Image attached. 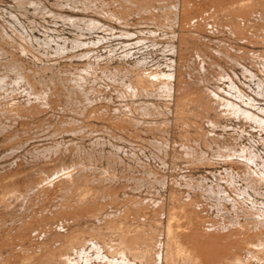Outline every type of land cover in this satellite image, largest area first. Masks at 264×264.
<instances>
[{
	"label": "rangeland",
	"instance_id": "1",
	"mask_svg": "<svg viewBox=\"0 0 264 264\" xmlns=\"http://www.w3.org/2000/svg\"><path fill=\"white\" fill-rule=\"evenodd\" d=\"M263 12L264 0H0V231L24 234L0 257L183 264L169 215L188 201L219 227L264 230ZM61 178L69 197L26 207L30 180ZM72 194L110 214L51 217ZM137 232L150 241L135 253L124 240ZM253 243L248 263L264 264Z\"/></svg>",
	"mask_w": 264,
	"mask_h": 264
},
{
	"label": "bare ground",
	"instance_id": "2",
	"mask_svg": "<svg viewBox=\"0 0 264 264\" xmlns=\"http://www.w3.org/2000/svg\"><path fill=\"white\" fill-rule=\"evenodd\" d=\"M258 20L264 26V12H263V14L258 16ZM194 96H192V97H194ZM248 178L254 180V176L252 177L251 174L248 175ZM256 180H257V178H256ZM34 183H35L34 180H30V182L28 183V186L31 187V189H33V190L29 196L27 195L29 197V199L26 202V205H28L26 207H29L31 202H33V201H40L45 196L46 193L48 194L52 191H56V190H59V191L62 190L63 191L64 190L62 197H64V196L69 197L70 196V194L66 192V189L64 187L65 182H64V180H62V178L57 180L56 182H52L54 184L53 185L51 184L52 185L51 187H46V188L42 187V189L35 187ZM49 184H50V182H49ZM22 185L23 184L19 183L18 181L13 183L12 187L14 189H12L10 197H14V200L12 198H8V200L10 202H12V203L16 202L17 199H16L15 195L18 194V191L20 192V190L23 189ZM2 189H3V186L0 185V196L5 193L2 191ZM75 195L72 194L71 195L72 198L68 199V201L70 200L69 203H67L66 205L63 204L64 205L63 207H58V208H55V209L49 210V211L48 210H38L33 214L32 218H40L44 213H46L48 211L50 213L51 217L60 218V219H64L67 221L70 219L69 221H71L72 219H75L79 216L84 215V212H83L81 206L82 205H89V204H93V205L97 206L96 210L93 209L92 213H98V215H99L98 217H100V218H107V215L110 214V213L104 214L105 213L104 212V207H105L104 199H102V198L98 199L94 203L87 200V201H84L80 206H78L80 202L76 199ZM22 196H23V194H22ZM96 196L99 197V196H101V194L98 192V193H96ZM115 197H116V195L113 194V196L111 197V200L115 201L116 200ZM127 200H130V198L125 197L123 199V201H127ZM131 201L133 203H137V201H133V198H132V200H130V202ZM60 202H61V198L59 200V204H60ZM188 205H189L188 207L187 206L183 207L182 210L180 208V211H177V212L172 211V214L170 213L171 215H169V216H171L170 217L171 222L173 220L176 221V223H175L176 226L173 227L174 231H172L173 234H171L172 235L171 245H170L172 247V249H171L172 251L170 252L171 253L170 260H172L171 262L176 261L177 256H181L183 264H235V259L237 257L241 256L244 259L245 264H249L248 260H250V257H256L259 255V251L256 248L255 249L257 251L256 250L254 251L250 247L255 245L253 243L254 240L264 241V230H262L260 227H258V228H244L241 233H238V231L235 229L231 230L230 228H227V227H225V228L219 227L216 224L212 223V221H210L211 218L204 216L202 214V212L200 211V209H198L197 207H194L192 205L191 201H188ZM6 210H8V209H6ZM23 214H25V213L23 212ZM0 219H2V217H0ZM170 221H169V224L171 223ZM8 224H10V223H7L6 225H8ZM2 229H4V228H2ZM41 229H42V227H41ZM24 233H26V232H24ZM23 235L21 234V235L15 236L14 234H12V232L8 233V231H6V230L0 231V247L5 246L7 239H12V240L16 241V240L23 239L24 238ZM148 240L149 239H147L141 232H137V233H134V235H132L129 238L125 237L124 243L126 244V247L129 249V251L135 252L139 247H141L140 245L143 246L144 244H147L150 241V240L149 241ZM58 241H59V238H58ZM169 241H170V239H169ZM151 243L153 244V242H151ZM52 249H53V247H52ZM59 249L60 248H58V250ZM58 252L56 251V253H58ZM59 253H61V252H59ZM42 255H43V253H39L36 256H33L32 254H29V252L14 251L7 256H4V257L1 256L0 257V264H46V263L54 264V263H56V261L54 259H53L54 261L51 259L49 262H46L48 259L45 258L44 256H43L44 257L43 258ZM44 259H47V260L45 261ZM57 261H58L57 264H59V260H57ZM60 264H62V263H60Z\"/></svg>",
	"mask_w": 264,
	"mask_h": 264
}]
</instances>
